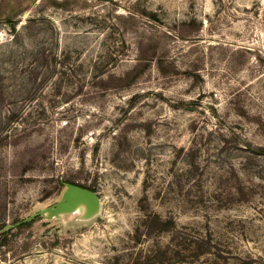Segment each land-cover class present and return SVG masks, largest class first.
Returning <instances> with one entry per match:
<instances>
[{"label": "rangeland", "instance_id": "374dc122", "mask_svg": "<svg viewBox=\"0 0 264 264\" xmlns=\"http://www.w3.org/2000/svg\"><path fill=\"white\" fill-rule=\"evenodd\" d=\"M263 1L0 0V264H264Z\"/></svg>", "mask_w": 264, "mask_h": 264}, {"label": "water", "instance_id": "95a60500", "mask_svg": "<svg viewBox=\"0 0 264 264\" xmlns=\"http://www.w3.org/2000/svg\"><path fill=\"white\" fill-rule=\"evenodd\" d=\"M78 193H81V192H85V193H81V194H83V195H85V196H91V197H93L94 198V195H90V193H88V192H86V191H83V190H81V189H75Z\"/></svg>", "mask_w": 264, "mask_h": 264}, {"label": "trees", "instance_id": "16d2710c", "mask_svg": "<svg viewBox=\"0 0 264 264\" xmlns=\"http://www.w3.org/2000/svg\"><path fill=\"white\" fill-rule=\"evenodd\" d=\"M201 251H203V250H201Z\"/></svg>", "mask_w": 264, "mask_h": 264}, {"label": "crops", "instance_id": "0c3cea01", "mask_svg": "<svg viewBox=\"0 0 264 264\" xmlns=\"http://www.w3.org/2000/svg\"><path fill=\"white\" fill-rule=\"evenodd\" d=\"M264 2V1H263Z\"/></svg>", "mask_w": 264, "mask_h": 264}]
</instances>
